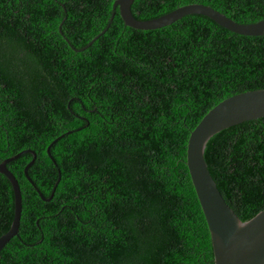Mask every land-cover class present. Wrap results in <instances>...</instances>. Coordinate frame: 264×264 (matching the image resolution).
<instances>
[{
    "label": "trees",
    "instance_id": "1",
    "mask_svg": "<svg viewBox=\"0 0 264 264\" xmlns=\"http://www.w3.org/2000/svg\"><path fill=\"white\" fill-rule=\"evenodd\" d=\"M113 1L0 0V162L36 153L34 186L23 172L32 155L7 164L22 211L0 264H213L187 140L222 100L264 89V36L201 15L137 30L116 9L92 41ZM194 3L237 23L264 19V0H135L131 13L149 20ZM61 134L55 165L46 148ZM204 158L241 221L264 209V118L215 134ZM58 169L45 202L36 189L48 198ZM13 210L0 174V236Z\"/></svg>",
    "mask_w": 264,
    "mask_h": 264
},
{
    "label": "water",
    "instance_id": "2",
    "mask_svg": "<svg viewBox=\"0 0 264 264\" xmlns=\"http://www.w3.org/2000/svg\"><path fill=\"white\" fill-rule=\"evenodd\" d=\"M134 1L114 0L108 25L92 41L105 33L114 18L116 9L124 25L137 30H156L185 16L201 15L232 33L242 36H264V19L250 24L237 23L214 8L198 3L180 6L154 19L138 20L131 13ZM91 42L78 51L86 49ZM260 118H264V89L239 93L222 100L210 109L190 132L187 140L186 166L210 235L213 264H264V209L241 221L218 190L204 158L206 144L212 136L227 128ZM69 133L71 131L65 134ZM65 134L58 136L46 148L47 155L55 165L50 147ZM24 154L32 155V159L23 172L34 186L28 176V169L36 159V153L33 150H22L0 162V174L9 181L14 197L13 219L9 230L0 236V250L18 235L22 211L21 189L14 174L7 168V164ZM60 178L61 173L58 169L57 180L48 198L43 197L36 189L43 201L51 200Z\"/></svg>",
    "mask_w": 264,
    "mask_h": 264
}]
</instances>
